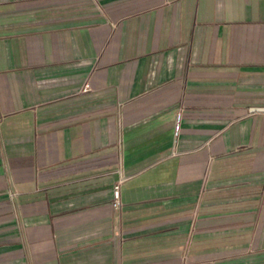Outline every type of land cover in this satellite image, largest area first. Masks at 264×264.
Listing matches in <instances>:
<instances>
[{
	"label": "crops",
	"instance_id": "1",
	"mask_svg": "<svg viewBox=\"0 0 264 264\" xmlns=\"http://www.w3.org/2000/svg\"><path fill=\"white\" fill-rule=\"evenodd\" d=\"M263 108L264 0H0V264H264Z\"/></svg>",
	"mask_w": 264,
	"mask_h": 264
},
{
	"label": "built area",
	"instance_id": "2",
	"mask_svg": "<svg viewBox=\"0 0 264 264\" xmlns=\"http://www.w3.org/2000/svg\"><path fill=\"white\" fill-rule=\"evenodd\" d=\"M89 86L86 84L84 90L87 91ZM182 119H183V112L182 110L179 111L176 115V122H175V139L178 140L182 129ZM123 181L117 183L114 187V207L117 209H122L123 203L121 199V185Z\"/></svg>",
	"mask_w": 264,
	"mask_h": 264
},
{
	"label": "water",
	"instance_id": "3",
	"mask_svg": "<svg viewBox=\"0 0 264 264\" xmlns=\"http://www.w3.org/2000/svg\"><path fill=\"white\" fill-rule=\"evenodd\" d=\"M260 111H264V108L263 109H260Z\"/></svg>",
	"mask_w": 264,
	"mask_h": 264
}]
</instances>
